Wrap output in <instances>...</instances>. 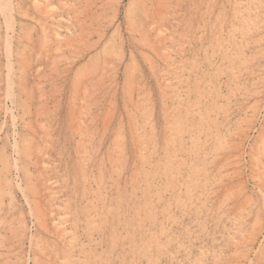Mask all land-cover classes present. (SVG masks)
Returning <instances> with one entry per match:
<instances>
[{"label":"rangeland","instance_id":"obj_1","mask_svg":"<svg viewBox=\"0 0 264 264\" xmlns=\"http://www.w3.org/2000/svg\"><path fill=\"white\" fill-rule=\"evenodd\" d=\"M10 1L0 264H264V0L250 41L237 0Z\"/></svg>","mask_w":264,"mask_h":264},{"label":"bare ground","instance_id":"obj_2","mask_svg":"<svg viewBox=\"0 0 264 264\" xmlns=\"http://www.w3.org/2000/svg\"><path fill=\"white\" fill-rule=\"evenodd\" d=\"M45 1H47V0H45ZM238 2H239V4L240 5H242V6H244L245 7V9L248 11V8H249V11H248V13H247V15L245 16V15H241V16H238V17H240V20H242L243 21V30H242V37H244L243 39H249L248 41H250L251 39H253L254 40V38H255V36H254V38H252L253 37V35H256V33H255V30L256 29H258V25H256L255 24V21H256V18L259 16L258 14H259V12H258V9L259 8H261V7H259V4H260V0H237ZM236 1V2H237ZM10 0H0V13L2 14V17H4V19H5V21H6V26H7V33H6V35H7V41H6V43L4 42V44H5V51H6V53L5 54H7V57H8V65L7 66H9V64L11 63V55H12V50H11V34H13L12 32L14 31L13 30V23H12V9H11V5H10ZM39 2V1H38ZM104 2V1H103ZM262 2V1H261ZM40 3H42V2H39V4ZM46 3V2H45ZM177 3V2H176ZM12 4V3H11ZM43 4V3H42ZM42 4H41V6H42ZM131 4H132V2H131ZM66 5H68V4H66ZM89 5V4H88ZM150 5H151V3H150ZM175 5V4H174ZM235 6V5H234ZM51 7V6H50ZM52 7H54V6H52ZM45 8V9H44ZM43 9L41 8V10H46L47 9V7H44ZM105 8V7H104ZM132 8V7H131ZM189 8V7H188ZM90 9V8H89ZM236 9V8H235ZM206 10V9H205ZM240 10V9H239ZM50 11V8H49V10H48V12ZM159 11V10H158ZM160 11H162L161 9H160ZM165 11V10H164ZM42 12V11H41ZM85 12H86V10H85ZM84 12V13H85ZM96 12V11H95ZM19 13V12H18ZM25 13V12H24ZM233 13H235V12H233ZM42 14H45V11H44V13H42ZM90 14H91V12H90ZM158 14H160V12L158 13ZM236 14H240L239 12H237ZM24 15V14H23ZM26 15V14H25ZM47 15V14H46ZM167 15H169V14H167ZM58 18V17H57ZM61 18V17H60ZM98 18V17H97ZM53 19V18H52ZM78 19V18H77ZM134 19V18H133ZM262 19H264V17L262 18ZM261 19V20H262ZM156 20V19H155ZM183 20V19H182ZM38 21V20H37ZM51 21V20H50ZM53 21V20H52ZM61 21V20H60ZM231 21H233L232 19H231ZM40 23H41V21H39ZM24 23V22H23ZM154 23V22H153ZM186 24V23H185ZM241 25V24H240ZM184 26V25H183ZM234 27H236V26H233V28ZM238 27V26H237ZM241 27V26H240ZM44 28V27H43ZM136 28V27H135ZM213 28V27H212ZM232 28V27H231ZM21 29V28H20ZM167 30V29H166ZM220 30H222V28L220 29ZM228 30H230V29H228ZM26 31V30H25ZM32 31V30H31ZM88 31V30H87ZM102 31V30H101ZM219 31V30H218ZM234 31V30H233ZM117 32V31H116ZM174 32V31H173ZM229 33L231 32V31H228ZM29 33V32H28ZM56 33V32H55ZM221 33V32H220ZM235 33V32H234ZM237 33V32H236ZM235 33V34H236ZM61 34V33H60ZM160 34V33H159ZM218 34V33H217ZM235 34L232 36V37H234L235 36ZM239 33H237V35H238ZM26 35V34H25ZM146 35V34H145ZM155 35V34H154ZM178 35V34H177ZM219 35V34H218ZM157 36V35H156ZM180 36H182V35H180ZM54 37H55V35H54ZM137 37V36H136ZM158 37V36H157ZM177 37V36H176ZM215 37V36H214ZM78 38V37H77ZM98 38V37H97ZM169 38V37H168ZM189 38H190V36H189ZM117 39V38H116ZM153 39V38H152ZM177 39V38H176ZM40 40V39H39ZM214 40V39H213ZM234 40V39H233ZM242 40V39H241ZM5 41V40H4ZM44 41V40H43ZM70 41V40H69ZM110 41V40H109ZM240 41V40H239ZM143 42V41H142ZM161 42V41H160ZM227 42H230V41H227ZM235 42V41H234ZM49 43V42H48ZM218 43V47L219 46H221V43L218 41L217 42ZM242 43V42H241ZM3 44V43H2ZM68 44V43H67ZM114 45H115V43H113ZM189 44V43H188ZM223 44V43H222ZM20 45V44H19ZM23 45V44H22ZM117 45V44H116ZM115 45V46H116ZM227 46H228V44H226ZM230 45H232V43L230 44ZM25 46V45H24ZM55 46V45H54ZM75 46V45H74ZM154 46H156V45H154ZM76 47V46H75ZM74 47V48H75ZM150 47V49L152 48L151 46H149ZM181 47V46H180ZM234 52H232L231 54V58H230V61L231 62H235L236 60H237V62H242V63H245V62H250L249 60V58H247V56H245V55H242V54H240V53H242L241 51L243 50V48H244V46H243V44H238L237 42L234 44ZM4 48V47H3ZM21 49V48H20ZM181 49V48H180ZM215 49V48H214ZM41 50V49H40ZM39 49H38V51H40ZM156 50V49H155ZM166 50V49H165ZM213 50V49H212ZM232 50V49H231ZM258 50V49H257ZM225 52V51H224ZM165 53V52H164ZM22 55V54H21ZM25 55V54H24ZM227 55V54H226ZM27 56V55H26ZM149 56V55H148ZM170 56V55H169ZM5 57V56H4ZM23 57V56H22ZM54 57V56H53ZM170 57H172V56H170ZM221 57V56H220ZM249 57V56H248ZM97 59V58H96ZM162 59V58H161ZM217 59V58H216ZM6 60V59H5ZM64 60V59H63ZM67 60V59H66ZM172 60V59H171ZM220 60V59H219ZM224 60V59H223ZM229 60V59H228ZM26 61V60H25ZM24 61V62H25ZM95 61V60H94ZM13 62V61H12ZM16 62V61H15ZM90 62V61H89ZM214 62V61H213ZM216 62V61H215ZM220 62V61H219ZM59 63V62H58ZM232 63V64H233ZM7 64V63H6ZM12 64V63H11ZM226 64V63H225ZM246 64V63H245ZM26 65H27V63H26ZM64 65V64H63ZM84 65V64H83ZM210 65V64H209ZM172 66V65H171ZM170 66V67H171ZM5 67V66H4ZM11 67H13V65L11 66ZM10 67V68H11ZM135 67H137V66H135ZM211 67V66H210ZM222 67H224V66H222ZM231 67V66H230ZM9 68V69H10ZM155 68V67H154ZM215 69V68H214ZM112 71V70H111ZM215 71V70H214ZM233 71V70H232ZM231 71V72H232ZM83 72V71H82ZM160 72V71H159ZM167 72V71H166ZM165 71H164V73H166ZM169 72V71H168ZM229 72H230V70H229ZM46 73V72H45ZM5 74H8V73H5ZM10 74H12L11 73V71H10ZM9 74V75H10ZM62 74V73H61ZM170 74V73H169ZM169 74H167V75H169ZM81 75V74H80ZM86 75V74H85ZM165 75V74H164ZM175 75V74H174ZM174 75H172L171 74V76H174ZM12 76H13V74H12ZM79 76V75H78ZM88 76V75H87ZM233 76H234V74H233ZM239 76V75H238ZM45 77V76H44ZM168 77V76H167ZM235 77V76H234ZM7 78H10V76L8 77L7 76ZM237 78V77H236ZM101 79V78H100ZM162 79H164V76H163V78ZM231 79H232V77H231ZM8 80V79H7ZM11 80V79H10ZM9 80V81H10ZM131 80V79H130ZM168 80H170L169 78L167 79V81ZM230 80V79H229ZM214 81V80H213ZM6 82V81H5ZM91 82V81H90ZM209 82V81H208ZM74 83V82H73ZM98 83V82H97ZM8 85V84H7ZM10 85H11V83H10ZM36 85H38V84H36ZM161 85V84H160ZM6 86V85H5ZM12 86V85H11ZM46 87V86H45ZM87 87V86H86ZM12 88V87H11ZM91 88V87H90ZM8 89V88H7ZM74 89V88H73ZM133 89V88H132ZM214 89H215V87H214ZM104 90V89H103ZM84 91V90H83ZM215 91H217V90H215ZM97 92H98V90H97ZM163 92V91H162ZM7 93H8V95H11V92H8L7 91ZM13 93V92H12ZM166 93V92H165ZM4 94V93H3ZM5 94H6V92H5ZM14 94V93H13ZM102 94V93H101ZM7 95V94H6ZM90 95V94H89ZM115 95V94H114ZM56 96V95H55ZM88 96V95H87ZM96 96V95H95ZM139 96V95H138ZM6 97V96H5ZM169 97V96H168ZM179 97H181V96H179ZM3 98V97H2ZM52 98V97H51ZM73 98V97H72ZM114 99V98H113ZM257 99V98H256ZM5 100V99H4ZM13 100V99H12ZM82 100V99H81ZM134 100V99H133ZM110 101V100H109ZM130 101H131V99H130ZM15 102V101H14ZM18 102V101H17ZM24 103V102H23ZM132 103V102H131ZM45 104V103H44ZM26 105V104H25ZM137 105H138V103H137ZM139 105H141V104H139ZM145 105V104H144ZM6 107H7V105H5ZM4 106V108H5V110L7 109L6 107ZM19 106V105H18ZM73 107V106H72ZM138 107V106H137ZM136 107V108H137ZM174 107V106H173ZM264 107V106H263ZM81 108V107H80ZM257 108V107H256ZM16 109V108H15ZM177 109V108H176ZM8 110V109H7ZM20 110V109H19ZM167 110H169V109H167ZM8 111H10V110H8ZM24 111H25V109H24ZM109 111V110H108ZM171 111V110H170ZM169 111V112H170ZM176 111V110H175ZM200 111V110H199ZM202 111V110H201ZM257 111V110H256ZM6 112V111H5ZM4 112V114H6ZM14 112V111H13ZM26 112V111H25ZM50 112V111H49ZM134 112V111H133ZM141 112V111H140ZM15 113V112H14ZM42 113V112H41ZM78 113V112H77ZM107 113V112H106ZM200 113V112H199ZM204 113V112H203ZM202 113V114H203ZM255 113V112H254ZM11 114V113H10ZM22 114V113H21ZM110 114V113H109ZM202 114H200L201 116H202ZM211 114V113H210ZM8 115V114H7ZM144 115V114H143ZM199 115V116H200ZM213 115V114H212ZM6 116V115H5ZM15 116V115H14ZM38 116V115H37ZM99 116V115H98ZM97 116V117H98ZM177 116H178V114H177ZM176 116V118H178ZM186 116V115H185ZM205 116V115H204ZM215 116H216V114H215ZM100 117V116H99ZM208 117H210V116H208ZM251 117V116H250ZM175 118V119H176ZM203 119V118H202ZM201 119V120H202ZM206 119V118H205ZM205 119H203V120H205ZM214 119V118H213ZM25 120V119H24ZM105 120V119H104ZM177 120V119H176ZM182 120V119H181ZM216 120V119H215ZM40 121V120H39ZM106 121V120H105ZM206 121V120H205ZM80 122V121H79ZM171 122V121H170ZM181 122V121H180ZM180 122L178 123V124H180ZM201 122H203V121H201ZM14 123V122H13ZM26 123V122H25ZM50 123V122H49ZM75 123H77V122H75ZM40 124V123H39ZM73 124V123H72ZM84 124V123H83ZM150 124H151V122H150ZM169 124V123H168ZM206 124H208V123H206ZM38 125V124H37ZM75 125V124H74ZM94 125V124H93ZM120 125H122V124H120ZM143 125V124H142ZM172 125H173V123H172ZM181 125H182V122H181ZM186 125V124H185ZM216 125V124H215ZM26 126V125H25ZM31 126V125H30ZM96 126H98V125H96ZM176 127H178L177 125H175ZM15 127V126H14ZM32 127V126H31ZM75 127V126H74ZM144 127V126H143ZM41 128H43V127H41ZM79 128V127H78ZM172 128H174V127H172ZM183 128V127H182ZM205 128H207V127H205ZM210 128V127H209ZM209 128H207V129H209ZM81 130V129H80ZM115 130H117V129H115ZM141 130H142V128H141ZM150 130V129H149ZM170 130V129H169ZM176 130V129H175ZM181 130V129H180ZM205 130V129H204ZM119 131V130H118ZM242 131H244V129H242ZM263 131V130H262ZM135 131L133 130V133H134ZM194 132V131H193ZM251 132V131H250ZM82 133V132H81ZM211 133H213V132H211ZM91 134V133H90ZM145 134V133H144ZM172 134V133H171ZM199 134V133H198ZM238 134V133H237ZM263 134V133H262ZM50 135V134H49ZM135 135V134H134ZM173 135V134H172ZM121 136V135H120ZM179 136V135H178ZM200 136V135H199ZM198 136V137H199ZM211 136V135H210ZM14 137V136H13ZM133 137H135V136H133ZM243 137V136H242ZM260 137V136H259ZM138 138V137H137ZM175 138V137H174ZM184 138V137H183ZM208 138V137H207ZM100 139V138H99ZM120 139H121V137H120ZM133 139V138H132ZM179 139V138H178ZM201 139V138H200ZM214 139V138H213ZM260 139V138H259ZM16 140V139H15ZM78 140V139H77ZM181 140V139H180ZM179 140V141H180ZM139 141H141V140H139ZM171 140H169V142H170ZM259 141V140H258ZM192 142V141H191ZM195 142H197V141H195ZM226 142V141H225ZM167 143H168V141H167ZM173 143V142H172ZM171 143V144H172ZM232 143V142H231ZM259 143V142H258ZM261 143H263V142H261ZM7 144V143H6ZM137 145H138V143H136ZM228 144V143H227ZM232 144H234L235 146L233 147V148H236V146L238 145H236L235 144V142L234 143H232ZM142 145V144H141ZM169 145V144H168ZM194 145H195V143H194ZM220 145V144H219ZM261 144L259 143V146H260ZM4 146V145H3ZM143 146V145H142ZM239 146H240V144H239ZM121 147V146H120ZM136 147V146H135ZM195 146H193V148H194ZM226 147V146H225ZM14 148V147H13ZM111 148H113V147H111ZM141 148V147H140ZM238 148V147H237ZM236 148V149H237ZM242 148V147H241ZM257 148H258V145H257ZM5 149V148H4ZM22 149V148H21ZM229 149V148H228ZM6 150V149H5ZM23 150V149H22ZM120 150V149H119ZM121 150H123V149H121ZM27 151V150H26ZM168 151V150H167ZM229 151V150H228ZM227 151V152H228ZM23 152H25V151H23ZM136 152V151H135ZM223 152V151H222ZM242 152V151H241ZM258 152L259 153H257L258 155H257V160H258V163H259V169L260 170H264V149H262V148H260L259 150H258ZM28 153V152H27ZM231 153V152H230ZM223 154V153H222ZM233 154V153H232ZM15 155H17V154H15ZM120 155V154H119ZM143 155V154H142ZM151 155V154H150ZM235 155V154H234ZM19 156V155H18ZM77 156V155H76ZM215 156V155H214ZM232 156V155H231ZM230 156V157H231ZM236 156L237 155H235V157H233V158H236ZM4 157V156H3ZM111 157V156H110ZM124 157H126V156H124ZM1 158V157H0ZM48 158V157H47ZM140 158V157H139ZM168 158V157H167ZM167 158H166V160H167ZM169 158H170V156H169ZM168 158V159H169ZM195 158V157H194ZM7 159V158H6ZM15 159V158H14ZM17 159H18V157H17ZM193 159V158H192ZM212 159H214V158H212ZM228 159V158H227ZM231 159V158H230ZM253 159V158H252ZM124 160V159H123ZM171 160H172V158H171ZM170 160V161H171ZM175 160V159H174ZM173 160V161H174ZM221 160V159H220ZM16 161V160H15ZM31 161V160H30ZM146 161V160H145ZM159 161V160H158ZM168 161V160H167ZM172 161V162H173ZM191 161V160H190ZM219 161V160H218ZM237 162H239V160H236ZM7 162V161H6ZM125 162V161H124ZM166 162V161H165ZM182 162V161H181ZM222 163H223V161H221ZM220 162V163H221ZM171 163V162H170ZM178 163V162H177ZM193 163V162H192ZM234 163H236L235 161H234ZM2 164V163H1ZM4 164V163H3ZM107 164V163H106ZM176 164V163H175ZM185 164V163H184ZM189 164H191V163H189ZM211 164V163H210ZM232 164V163H231ZM230 164V165H231ZM252 164V163H251ZM14 165V164H13ZM12 165V166H13ZM177 165V164H176ZM188 165V164H187ZM209 165V164H208ZM233 165V164H232ZM235 165V164H234ZM236 165H237V163H236ZM172 166V165H171ZM7 167V166H6ZM111 167V166H110ZM144 167V166H143ZM231 167V166H230ZM254 167H255V165H254ZM16 168V167H15ZM24 168V167H23ZM196 168V167H195ZM194 168V169H195ZM211 168V167H210ZM25 169V168H24ZM29 169V168H28ZM141 169H143V168H141ZM193 169V170H194ZM196 169H200V168H196ZM241 169H243V168H241ZM18 170V169H17ZM23 170V169H22ZM21 170V171H22ZM164 170H166V169H164ZM188 170H190V169H188ZM228 170V169H227ZM9 171H11V170H9ZM137 171H138V169H137ZM151 171V170H150ZM209 171V170H208ZM243 171H244V169H243ZM255 171V170H254ZM1 172V171H0ZM16 172V171H15ZM207 172V171H206ZM260 174L262 173V171H258ZM27 173V172H26ZM119 173V172H118ZM157 173V172H156ZM174 173V172H173ZM16 174V173H15ZM14 174V175H15ZM20 174V173H19ZM38 174V173H37ZM146 174V173H145ZM175 174V173H174ZM203 174V173H202ZM243 174V173H242ZM10 175V174H9ZM8 175V176H9ZM160 175V174H159ZM172 175V174H171ZM239 175V174H238ZM263 175V174H262ZM1 176V175H0ZM11 176H13V175H11ZM16 176V175H15ZM38 176V175H37ZM41 176V175H40ZM135 176H137V175H135ZM154 176V175H153ZM153 176H151V177H153ZM6 177V176H5ZM169 177V176H168ZM236 177V176H235ZM1 178V177H0ZM16 178V177H15ZM28 178V177H27ZM34 178V177H33ZM42 178V177H41ZM137 178H138V176H137ZM144 178V177H143ZM170 178H171V176H170ZM225 178V177H224ZM254 178V177H253ZM10 179V178H9ZM133 179V178H132ZM30 180V179H29ZM144 180V179H143ZM147 180V179H146ZM260 180V179H259ZM7 181V180H6ZM258 181V180H257ZM84 182V181H83ZM148 182V181H147ZM259 182H261V181H259ZM43 183V182H42ZM241 183V182H240ZM240 183H238V184H240ZM245 183V182H244ZM261 183H263V184H261V189H262V191H263V196H264V176H263V179H262V182ZM18 184V183H17ZM20 184V183H19ZM35 184V183H34ZM123 184V183H122ZM121 184V185H122ZM202 184V183H201ZM256 184V183H255ZM23 185V184H22ZM146 185H147V183H146ZM221 185V184H220ZM234 185V184H233ZM241 185V184H240ZM239 185V186H240ZM246 185V184H245ZM258 185H259V183H258ZM262 185H263V187H262ZM19 186V185H18ZM159 186V185H158ZM236 186V185H235ZM234 186V187H235ZM20 187V186H19ZM28 187V186H27ZM220 187V186H219ZM242 187V186H241ZM104 188V187H103ZM150 188V187H149ZM149 188H148V190H149ZM229 188V187H228ZM232 187H230V189H231ZM237 188V187H236ZM258 188H260V187H258ZM214 189V188H213ZM222 189V188H221ZM225 189V188H224ZM244 189V188H243ZM209 191V190H208ZM225 191H226V189H225ZM256 191H257V189H256ZM255 191V192H256ZM23 192V191H22ZM94 192V191H93ZM155 192H156V190H155ZM189 192V191H188ZM193 192V191H192ZM211 192V191H210ZM258 192V191H257ZM6 193V192H5ZM25 193V192H24ZM209 193V192H208ZM213 193V192H212ZM59 194V193H58ZM97 194V193H96ZM205 194H207V192L205 193ZM248 194V193H247ZM247 194L245 195V196H247ZM47 195V194H46ZM80 196V195H79ZM83 196V195H82ZM236 196H237V194H236ZM149 197V196H148ZM162 197V196H161ZM216 197H217V195H216ZM31 198V197H30ZM151 198V197H150ZM224 198V197H223ZM245 199H246V197H244ZM263 198V197H262ZM1 199V198H0ZM139 199V198H138ZM152 199V198H151ZM260 199V198H259ZM2 200V199H1ZM37 200V199H36ZM39 200V199H38ZM261 200V199H260ZM12 201V200H11ZM218 201V200H217ZM26 202V201H25ZM28 202V201H27ZM33 202V201H32ZM38 202V201H37ZM236 202V201H235ZM246 202V201H245ZM262 202H263V200H262ZM36 203V202H35ZM222 203V202H221ZM239 203H240V201H239ZM253 203V202H252ZM264 203V202H263ZM3 204V203H2ZM27 205H28V203H26ZM49 204V203H48ZM145 204V203H144ZM229 204H231V203H229ZM241 204H245V203H241ZM33 205V204H32ZM242 205V206H243ZM57 206V205H56ZM225 206V205H224ZM227 206V205H226ZM240 206V205H239ZM239 206H238V208H239ZM255 206V205H254ZM262 206H264L263 204H262ZM42 207V206H41ZM237 207V206H236ZM250 207V206H249ZM90 208V207H89ZM217 208H218V205H217ZM257 208V207H256ZM255 208V209H256ZM237 209V208H236ZM252 209V208H251ZM157 210V209H156ZM264 210V209H263ZM93 211V210H92ZM232 211V210H231ZM234 211L235 210H233V213H234ZM256 211V210H255ZM100 212V211H99ZM248 212V211H247ZM250 212V211H249ZM32 213V212H31ZM256 213V212H255ZM7 214V213H6ZM65 214V213H64ZM239 214H240V212H239ZM44 215V214H43ZM14 216V215H13ZM90 216V215H89ZM243 216V215H242ZM91 217H92V215H91ZM152 217V216H151ZM155 217V216H154ZM255 217V216H254ZM60 218V217H59ZM235 218V217H234ZM71 219V218H70ZM154 219V218H153ZM156 219V218H155ZM231 219H233V218H231ZM259 219V218H258ZM61 220V219H60ZM152 220V219H151ZM236 220V219H235ZM16 221V220H15ZM53 221H55V220H53ZM138 221V220H137ZM230 221V220H229ZM244 221V220H243ZM252 221V220H251ZM261 221V220H260ZM260 221L258 222V223H260ZM20 222V221H19ZM38 222V221H37ZM59 222V221H58ZM67 223H68V221H66ZM93 222V221H92ZM118 222V221H117ZM152 222V221H151ZM171 222V221H170ZM246 222V221H245ZM255 222H257V221H255ZM14 223V222H13ZM54 223V222H53ZM57 223V222H56ZM73 223V222H72ZM149 223V222H148ZM233 223V222H232ZM21 224V223H20ZM24 224V223H23ZM41 225H42V223H40ZM58 224V223H57ZM61 224V223H60ZM84 224V223H83ZM204 224V223H203ZM17 225V224H16ZM71 225V224H70ZM150 225V224H149ZM152 225V224H151ZM239 225H241V224H239ZM261 225V224H260ZM8 226V225H7ZM57 226V225H56ZM62 226V225H61ZM97 226V225H96ZM202 226V225H201ZM247 226V225H246ZM254 227H255V225H253ZM21 227V226H20ZM43 227H44V225H43ZM46 227V226H45ZM238 227V226H237ZM241 227V226H240ZM245 227V226H244ZM251 227H252V225H251ZM55 228V227H54ZM145 228V227H144ZM253 228V227H252ZM252 228H251V230H252ZM55 229H57V228H55ZM64 229V228H63ZM62 229V230H63ZM234 229V228H233ZM259 229V228H258ZM62 230H61V228H60V231L62 232ZM69 230V229H68ZM71 228H70V231L69 232H71ZM257 230V229H256ZM32 231V230H31ZM64 231V230H63ZM66 232H67V230H65ZM242 231V230H241ZM69 232H68V234H69ZM147 232V231H146ZM145 232V233H146ZM150 232H151V230H150ZM235 232V231H234ZM244 232V231H243ZM7 233V232H6ZM256 233H257V231H256ZM61 234V233H60ZM75 234V233H74ZM73 234V235H74ZM230 234H231V232H230ZM71 235V234H70ZM126 235V234H125ZM251 235V234H250ZM2 236V235H1ZM239 236V235H238ZM254 236V235H253ZM256 236V235H255ZM264 236V235H263ZM46 237V236H45ZM72 237V236H71ZM154 237V236H153ZM247 237V236H246ZM62 238V237H61ZM228 238H229V236H228ZM236 238V237H235ZM250 238V237H249ZM263 238V237H262ZM252 239H255V238H252ZM251 239V240H252ZM70 240V239H69ZM68 240V241H69ZM76 240H77V238H76ZM75 240V241H76ZM262 240V239H261ZM17 241V240H16ZM47 242H48V240H46ZM55 241V240H54ZM60 241H61V239H60ZM67 241V242H68ZM241 241V240H240ZM64 242V241H63ZM157 242H158V240H157ZM239 242V241H238ZM244 241H242V243H243ZM247 242V241H246ZM252 242H253V240H252ZM72 243V242H71ZM70 243V244H71ZM96 243V242H95ZM236 243H237V241H236ZM54 244V243H53ZM65 244V243H64ZM63 244V245H64ZM82 244V243H81ZM239 244V243H238ZM260 244H261V242H260ZM51 245V244H50ZM55 245V244H54ZM72 245V244H71ZM242 245V244H241ZM251 245V244H250ZM40 246V245H39ZM70 246V245H69ZM81 246V245H80ZM248 246V245H247ZM254 246V245H253ZM264 246V245H263ZM66 247H67V245H66ZM83 247V246H82ZM111 247H112V245H111ZM233 247V246H232ZM238 247V246H237ZM245 247V246H244ZM41 248V247H40ZM61 248V247H60ZM70 248V247H69ZM92 248V247H91ZM236 248V247H235ZM240 248V247H239ZM246 248V247H245ZM263 248V247H262ZM63 249V248H62ZM61 249V250H62ZM238 248H236V250H237ZM247 250V249H246ZM252 250H253V248H252ZM5 251V250H4ZM42 251H44V250H42ZM68 251H70V250H68ZM77 251H80V250H77ZM204 251V250H203ZM239 251V250H238ZM53 252V251H52ZM63 252V251H62ZM73 252V251H72ZM71 252V253H72ZM85 252V251H84ZM261 252V251H260ZM235 253V252H234ZM237 253V252H236ZM235 253V254H236ZM247 253V252H246ZM69 254V253H68ZM80 254V253H79ZM235 254H233V255H235ZM257 254V253H256ZM264 254V253H263ZM51 255V254H50ZM87 255V254H86ZM142 255V254H141ZM205 254H203V256H204ZM242 255V254H241ZM247 255V254H246ZM49 256V255H48ZM57 256V255H56ZM73 257V256H72ZM71 257V258H72ZM78 258H80L79 256H77ZM238 257V256H237ZM239 257H241V256H239ZM244 257V259H246L247 257H245V256H243ZM256 257V256H255ZM258 257H259V255H258ZM233 258H235L236 259V256L235 257H233ZM242 258V257H241ZM65 258H63V260H64ZM76 259V258H75ZM199 259V258H198ZM213 259H215V258H213ZM251 259V258H250ZM15 260V259H14ZM29 260V259H28ZM77 260V259H76ZM95 260V259H94ZM228 260V259H227ZM252 260H254V259H252ZM251 260V261H252ZM202 262H203V260H201ZM251 261L249 262V263H251ZM94 262V261H93ZM233 262V261H232ZM236 261H234V263H235ZM241 262V261H240ZM243 262V261H242ZM259 261H257V263H258ZM3 263V262H2ZM39 263V262H38ZM55 263V262H54ZM78 263V262H77ZM82 263V262H81ZM111 263V262H110ZM198 263V262H197ZM220 263V262H219ZM34 264H35V262H34ZM46 264V263H45ZM64 264H69V263H67V261L66 260H64ZM221 264V263H220ZM238 264H240V263H238Z\"/></svg>","mask_w":264,"mask_h":264}]
</instances>
